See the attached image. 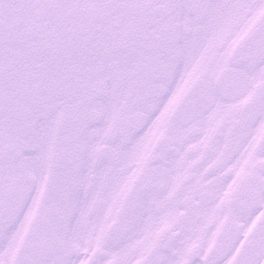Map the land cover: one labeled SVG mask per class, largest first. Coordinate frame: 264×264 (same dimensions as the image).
<instances>
[{"label": "snow or ice", "instance_id": "obj_1", "mask_svg": "<svg viewBox=\"0 0 264 264\" xmlns=\"http://www.w3.org/2000/svg\"><path fill=\"white\" fill-rule=\"evenodd\" d=\"M0 264H264V0H0Z\"/></svg>", "mask_w": 264, "mask_h": 264}]
</instances>
